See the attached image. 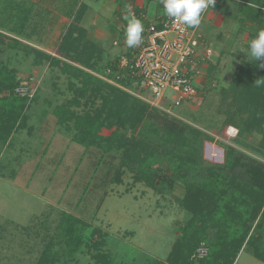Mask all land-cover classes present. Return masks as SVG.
I'll return each mask as SVG.
<instances>
[{
	"label": "rangeland",
	"instance_id": "rangeland-1",
	"mask_svg": "<svg viewBox=\"0 0 264 264\" xmlns=\"http://www.w3.org/2000/svg\"><path fill=\"white\" fill-rule=\"evenodd\" d=\"M76 1L0 0V33L5 36L2 37L5 44L0 45V68L7 66L16 71L19 86L14 93L28 99L25 126L14 132L0 152V264H38L50 238L57 233L63 213L83 221L84 237L92 235L93 229L102 232L100 238L106 241L104 249L110 252L112 264L165 263L174 244L182 240L192 217L182 205L188 186L205 182L211 172L225 176L232 173L246 180L249 165L254 162L264 165L261 133L240 136L237 128L224 126L227 111H232L229 90L232 82L237 81L241 59L256 62L241 50L248 48L258 27L246 19L248 10L242 6V0H226L230 12L218 13V24L214 22L218 29L209 32L206 22L199 25V31L194 28L202 42L209 44L202 53L211 52L204 67L193 75V86L197 89L194 98L175 105L172 90L166 92L162 101L145 88L140 96L126 92L201 132L195 145L200 153L184 166L191 170L175 171L177 165L184 163V150L167 156L168 149H160L162 160L154 165L155 185L150 187L137 181L135 168L126 164L124 151L129 147L128 141L139 139L141 131L149 136L150 130L143 131L140 125L121 131L127 147L119 150L114 146L105 149L106 143L101 139L99 145L79 144L74 120L61 124L56 114L75 95L69 88L71 78L49 63L37 66L35 55L29 51L9 47L8 37L58 57L57 47L73 22L62 10L68 14ZM86 1L82 3L92 1L96 9L86 13L83 28L87 39L102 50L104 67L133 48L125 42V29L118 30L111 0ZM79 7L76 6L74 14ZM20 24L25 33L15 34L11 29L19 28ZM133 90L137 92L139 88ZM8 95L4 91L2 96ZM84 101L72 111L85 112ZM100 105L98 100L94 107ZM113 130H102V137L109 138ZM148 142L154 147L156 138L150 135ZM228 147L237 150L235 155L243 163L233 172L227 166ZM263 213L264 209L260 215ZM255 225L252 234L263 235L264 229L254 231ZM211 230L212 236L219 229ZM252 250L245 245L235 264H264L253 256ZM94 253L95 250L84 247L75 256L74 264H96L92 259ZM196 254L195 264H200L199 260L208 254L205 244Z\"/></svg>",
	"mask_w": 264,
	"mask_h": 264
},
{
	"label": "trees",
	"instance_id": "trees-1",
	"mask_svg": "<svg viewBox=\"0 0 264 264\" xmlns=\"http://www.w3.org/2000/svg\"><path fill=\"white\" fill-rule=\"evenodd\" d=\"M243 2L248 10L246 19L257 26L258 31L264 28V0ZM78 5L80 7L74 14ZM87 10L88 6L82 3V0H77L68 14L62 10L67 18H73V22L57 47L58 57L24 45L18 39L10 37L9 47L29 51L35 55L37 66L49 63L71 78L69 88L75 95L71 101L60 107L56 114L61 124L74 120L79 144L99 145L98 141L101 139L106 143L104 148L107 150H111L113 146L118 150L123 149L127 147L125 144L127 140L120 132L143 125L142 130H150V135L156 138L154 147L149 146H153L148 142L150 135L147 136L141 131L139 139L128 141L131 144L124 150L126 164H129L130 168L134 166L137 181H144L150 187L155 185L153 172L154 165L162 160L160 149L167 148L169 151L167 156L184 150V163L182 166L177 165L175 171L179 173L185 169L191 170V167L184 166L198 157L200 148L195 145L199 142L201 132L166 113L154 110L148 103L100 77H103L107 68H115L116 61L101 66L103 52L96 43L87 39V31L83 28L82 23ZM150 27L148 24L145 31ZM161 28L158 26V29ZM11 30L15 34L25 33L21 24L19 28ZM143 34L146 35V32ZM2 37L5 36L0 33V45L5 44ZM260 64H264V59L253 63L241 59L236 74L237 81L232 82L229 90L232 97L229 106L232 111H227L228 117L224 126L237 128L240 136L244 133H261L264 149V67H259ZM74 81L80 85L77 86ZM18 86L16 71L1 66L0 152L14 132L25 126L28 99L14 93ZM4 91H8L9 95L3 97ZM82 100H85L84 105L87 109L82 114H77L72 108L81 107ZM98 100H101V105L94 107ZM105 129H114L109 138H103L101 135ZM236 153L235 148L228 147L226 161L228 169L232 172L243 164ZM247 174L246 180H240L232 173L225 176L220 172H211L205 182L188 186L182 205L192 217L184 230L182 240L174 244L167 261L165 263L157 261L155 264H195L196 251L202 244L207 247L208 254L199 260L200 264H235L245 245L252 247L253 256L264 263V234L261 233L258 237L252 234L255 223L254 231L262 232L264 229V213L260 215L264 209V165L254 162L248 166ZM83 225V221L78 217L63 213L56 229L57 233L54 239L50 238L38 264H74L75 256L84 247L95 250L92 259L96 264H112L110 252L104 249L106 241L103 239L102 242L100 238L102 232L93 229L92 235L84 237ZM213 227L219 230L211 236Z\"/></svg>",
	"mask_w": 264,
	"mask_h": 264
},
{
	"label": "built area",
	"instance_id": "built-area-1",
	"mask_svg": "<svg viewBox=\"0 0 264 264\" xmlns=\"http://www.w3.org/2000/svg\"><path fill=\"white\" fill-rule=\"evenodd\" d=\"M161 27L151 24L142 42L118 58L115 68H107L101 77L135 95L148 89L160 101L172 90V102L180 105L196 96L193 75L204 67L211 52L202 53L200 36L182 22L173 23L166 17ZM134 87L140 92H134Z\"/></svg>",
	"mask_w": 264,
	"mask_h": 264
},
{
	"label": "clouds",
	"instance_id": "clouds-1",
	"mask_svg": "<svg viewBox=\"0 0 264 264\" xmlns=\"http://www.w3.org/2000/svg\"><path fill=\"white\" fill-rule=\"evenodd\" d=\"M215 2L216 0H162L164 14L171 18L173 23L179 21L190 28H196L201 24L202 14L209 7L214 8ZM124 11L126 12L124 19L127 21L125 42L129 48H134L142 42L143 24L135 16L131 4H127ZM241 52L256 62L264 59V28H261L256 37L249 42L248 48L242 49ZM259 67H264V64H260Z\"/></svg>",
	"mask_w": 264,
	"mask_h": 264
},
{
	"label": "crops",
	"instance_id": "crops-1",
	"mask_svg": "<svg viewBox=\"0 0 264 264\" xmlns=\"http://www.w3.org/2000/svg\"><path fill=\"white\" fill-rule=\"evenodd\" d=\"M218 1H219L218 3L215 2L214 8L209 7L202 14L201 23L206 22L205 26L209 29V30L207 29L209 32H210V30L214 31V30L219 28V27H215V24H214V22H215L217 25L218 20L220 19V16L218 15V13L221 15H227L230 12V8H229L230 5H226V0H218ZM86 2H89V1L87 0ZM111 2L113 3L112 11L115 12V14L118 17V18H116V20L118 23V30L119 31L121 29H122V31H124V29L126 28V25H127V21L124 19L125 15H126V12L124 11V9H125V6L127 4L132 5V11L134 12L135 16L142 21L143 28H144L143 33L146 32L145 30H146V27L148 26V24L149 25L157 24V27L158 26L161 27L162 22L167 17L163 11L162 0H111ZM241 3H243L242 5L244 6V2L241 1ZM86 5L88 6L87 13L93 12V10L96 9L92 5V1L87 3ZM220 5H224L223 8ZM89 6L90 7L92 6L91 8H93V9H90ZM220 10H221V13H220ZM86 15H85V17H86ZM205 15H206V18H205ZM85 17H84V19H85ZM84 19H83V23H84ZM198 28H199V26L197 27V29ZM199 30L200 29H198V31ZM145 36L146 35L143 34V38ZM201 43H202V45H201L200 50L202 52H204V49L209 47V44H206V42L204 43V41L202 42V40H201Z\"/></svg>",
	"mask_w": 264,
	"mask_h": 264
}]
</instances>
